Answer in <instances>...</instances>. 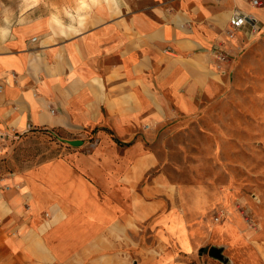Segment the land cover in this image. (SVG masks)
<instances>
[{
  "label": "crops",
  "instance_id": "obj_1",
  "mask_svg": "<svg viewBox=\"0 0 264 264\" xmlns=\"http://www.w3.org/2000/svg\"><path fill=\"white\" fill-rule=\"evenodd\" d=\"M250 1L85 0L71 21L0 2V140L97 141L88 154L0 169V264H164L135 240L145 225L192 248L182 209L134 193L155 164L143 126L193 117L225 87L217 51L234 55L263 32L264 5ZM233 10L253 15L258 33L229 38Z\"/></svg>",
  "mask_w": 264,
  "mask_h": 264
},
{
  "label": "rangeland",
  "instance_id": "obj_2",
  "mask_svg": "<svg viewBox=\"0 0 264 264\" xmlns=\"http://www.w3.org/2000/svg\"><path fill=\"white\" fill-rule=\"evenodd\" d=\"M84 1L0 0L6 3L7 12L16 15L27 12L36 18L67 21L78 14ZM260 1L264 5V0ZM224 56L219 61L227 64L225 87L202 102L195 116L143 126L152 130L141 140L155 164L137 181L134 193L163 200L167 212L182 209L188 220L187 240L192 245L189 250L180 249L176 234L168 231L158 235L143 226L135 236L136 242L150 255L164 253V264H261L264 28L234 55L224 52ZM68 140H80L82 144L72 146ZM96 144L95 138L71 139L56 131L7 135L0 140V169H22L23 164L47 161L67 152L88 154ZM210 247L222 248L227 263L208 256ZM200 248H205L201 255Z\"/></svg>",
  "mask_w": 264,
  "mask_h": 264
},
{
  "label": "built area",
  "instance_id": "obj_3",
  "mask_svg": "<svg viewBox=\"0 0 264 264\" xmlns=\"http://www.w3.org/2000/svg\"><path fill=\"white\" fill-rule=\"evenodd\" d=\"M250 3L253 6H260L262 4L260 0H251ZM245 27H248L251 35H255L259 31L257 21L253 15L249 13H243L239 10H233L230 14L228 28L225 30V33L229 38H233L236 32L242 30ZM216 58L218 60H223L225 58L224 52L222 50L217 51ZM1 89L2 85L0 84V91ZM220 216H218V218L215 220L217 221Z\"/></svg>",
  "mask_w": 264,
  "mask_h": 264
},
{
  "label": "water",
  "instance_id": "obj_4",
  "mask_svg": "<svg viewBox=\"0 0 264 264\" xmlns=\"http://www.w3.org/2000/svg\"><path fill=\"white\" fill-rule=\"evenodd\" d=\"M68 144L72 145V146H79L82 144V141L80 140H68L67 141ZM222 248H217V247H210L208 248V250L206 251L208 256H210L213 259H216L220 262L223 263H227V259L226 257H224V255L222 254ZM205 252V248H200L198 251V254L201 255Z\"/></svg>",
  "mask_w": 264,
  "mask_h": 264
}]
</instances>
